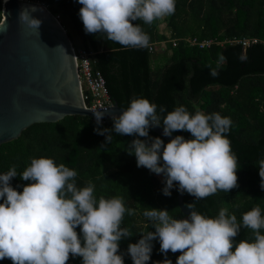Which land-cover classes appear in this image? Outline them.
I'll list each match as a JSON object with an SVG mask.
<instances>
[{
	"label": "clouds",
	"instance_id": "obj_1",
	"mask_svg": "<svg viewBox=\"0 0 264 264\" xmlns=\"http://www.w3.org/2000/svg\"><path fill=\"white\" fill-rule=\"evenodd\" d=\"M82 5L79 17L86 34H99L104 39L125 48L149 47L150 36L139 23L152 25L154 21L171 16L176 11V0H78ZM37 8H24L18 20L27 27L37 29L42 20L32 16ZM59 47V46H58ZM219 62L226 57L219 53ZM241 60L244 57H240ZM209 75L218 77V69ZM115 105L92 111L97 128L105 136L104 145L111 142L112 133L118 136H137L128 145L129 155H135L137 167H145L163 176L162 193L171 196V189L202 200L218 190L228 193L237 188L238 157L227 138L232 121L219 112L205 114L197 110L190 113L185 106L167 111L148 99L132 98L129 106L119 115H110L113 128H99L102 118ZM167 112L165 116L160 114ZM163 124V135L172 136L183 131L191 139L176 135L165 144L160 137H151L149 129ZM260 188L264 190V159L258 161ZM18 176L15 166L0 174V260L12 264H67L71 258H82V264H124L126 255L133 264H148L153 241L159 240L163 261L172 264L169 251L179 252L176 264H264V216L259 206L237 217L221 208L214 218L195 210V203L187 218L177 219L166 209L147 208L143 216L155 231L140 233L136 243H129L126 252L120 251V241L134 233L122 227L126 208L123 197L105 198L94 195L95 185L88 181L78 187L77 172L64 164L57 165L51 158H34L20 179L31 181L17 191L11 186ZM250 229L253 239L235 237L241 228ZM79 228V233L76 229Z\"/></svg>",
	"mask_w": 264,
	"mask_h": 264
},
{
	"label": "trees",
	"instance_id": "obj_2",
	"mask_svg": "<svg viewBox=\"0 0 264 264\" xmlns=\"http://www.w3.org/2000/svg\"><path fill=\"white\" fill-rule=\"evenodd\" d=\"M29 1L44 3L55 16L64 15L70 20L79 37L78 47L96 52L93 68L102 73L109 95L120 107L127 108L132 98L143 97L157 104L158 113L160 106L172 111L183 105L192 114L199 110L205 114L219 112L229 117L232 124L226 135L238 157L239 186L228 193L218 190L198 201L184 192L183 203H195V210L209 218L226 208L240 223L243 214L255 206L260 207L264 216V190L260 188L258 168V161L264 159V0H176L173 15L156 20L152 25L143 21L132 22L141 25L150 36V43H165L162 52L168 56V62L157 69L152 66L156 51L149 52L148 47L125 48L99 34H86L79 17L82 5L78 0ZM162 21L170 28L169 36L159 30ZM61 23L64 25L63 21ZM67 33L72 42L70 33ZM185 36L222 43L213 42L200 49L189 46L183 40ZM173 38L178 40L176 46L170 41ZM243 39L249 40L250 44L244 45ZM219 53L226 57L223 62H219ZM210 69H218L219 76H210ZM160 127L163 128L162 122ZM95 128L96 120L81 115H68L56 122L34 123L18 138L0 144V174L15 166L18 176L10 183L22 192L23 186L31 181L20 179L19 174L32 159L51 158L57 165L64 164L77 172L78 187L91 181L97 198L123 197L126 208L134 209L135 214L125 213L121 226L129 228L134 235L122 238L121 252H126L129 243L138 242L140 233L155 231L143 216L147 208L166 209L174 218H187L177 203L178 185L171 189V196L163 195V180L160 181L147 168L137 167L135 155L128 154L131 141L143 137L118 136L113 132L111 142L101 147L106 138L97 134ZM99 128L112 129V120H102ZM173 134L192 138L188 132ZM149 135L160 137L151 129ZM160 138L165 144L169 142ZM76 231L79 233V228ZM234 239L237 243L242 239L251 240L252 231L242 227ZM152 243L148 264L162 261L164 255L159 251V240ZM168 253L180 255L179 252ZM0 264H12V261L4 259ZM67 264H82V258L70 256ZM124 264H133L130 256L124 257Z\"/></svg>",
	"mask_w": 264,
	"mask_h": 264
},
{
	"label": "water",
	"instance_id": "obj_3",
	"mask_svg": "<svg viewBox=\"0 0 264 264\" xmlns=\"http://www.w3.org/2000/svg\"><path fill=\"white\" fill-rule=\"evenodd\" d=\"M33 6L37 11L32 16L42 20L39 30L18 20L22 9L31 10ZM1 7L0 144L18 138L34 123L56 122L68 115L89 116L95 120L92 111L101 106L93 109L86 100L73 44L58 17L38 1L1 0ZM112 98L115 107L102 120L111 119L110 115H119L126 109ZM150 129L167 141L176 136H164L161 127ZM177 203L182 214L188 216L191 210L185 207L179 191Z\"/></svg>",
	"mask_w": 264,
	"mask_h": 264
},
{
	"label": "built area",
	"instance_id": "obj_4",
	"mask_svg": "<svg viewBox=\"0 0 264 264\" xmlns=\"http://www.w3.org/2000/svg\"><path fill=\"white\" fill-rule=\"evenodd\" d=\"M183 40L186 41L189 46H196L200 49L206 48L210 46L211 43L216 42L212 39L199 40L196 36H185ZM170 41L173 46H176L178 43V40L175 38L171 39ZM233 41L234 40H231L230 42ZM216 43L221 44L222 42ZM242 43L246 46L250 44L249 40L247 39H243ZM157 46H161V44L159 42L150 43L148 51H156ZM95 53L96 52L93 50H87L80 46H73V54L76 62L79 81L83 87L86 100L93 109H96L100 106L105 107L113 104L106 86L105 78L98 69L93 68V57Z\"/></svg>",
	"mask_w": 264,
	"mask_h": 264
},
{
	"label": "rangeland",
	"instance_id": "obj_5",
	"mask_svg": "<svg viewBox=\"0 0 264 264\" xmlns=\"http://www.w3.org/2000/svg\"><path fill=\"white\" fill-rule=\"evenodd\" d=\"M58 17V19H59V21L61 20V21H63V23H64V28L66 29V31L67 32H69L70 33V35H71V38H72V42H73V44H74V46L75 47H78V45H79V37H78V35L76 34V32L74 31V29H73V26H72V24H71V22H70V20H68V18L66 17V16H64V15H61L60 17L59 16H57ZM2 20V19H1ZM60 21V22H61ZM159 30L161 31V32H163L164 34H166L167 36H169V34H170V28L166 25V23L165 22H161L160 24H159ZM161 44V46H157V50H156V52H154V54H153V58H152V66H153V68L154 69H157L158 67H161V66H164V64L166 63V62H168V56H166L165 54H163V52L162 51H164L165 49V43H160ZM157 177H158V179L161 181V180H163V178H162V175H156ZM177 257L178 256H176V255H173V254H171V253H168L167 254V258L168 259H170L171 261H172V264H175L176 263V260H177ZM165 259V256L163 255V257H162V261Z\"/></svg>",
	"mask_w": 264,
	"mask_h": 264
}]
</instances>
